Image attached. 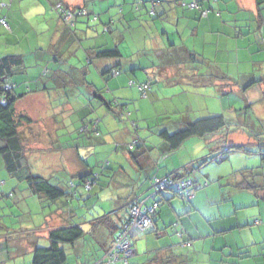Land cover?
I'll use <instances>...</instances> for the list:
<instances>
[{
  "label": "crops",
  "instance_id": "0c3cea01",
  "mask_svg": "<svg viewBox=\"0 0 264 264\" xmlns=\"http://www.w3.org/2000/svg\"><path fill=\"white\" fill-rule=\"evenodd\" d=\"M56 1L66 4L67 2L71 3L78 0H0V4L5 3L8 5V7L0 5V17L4 16L6 18L10 29L6 31L0 28V53L2 55H21L22 57V66L18 68L12 80L17 83L28 82L31 89L33 86L38 87V84L40 86V78L36 77H39L41 71L44 70L40 67V64H44L43 61L45 60V65L52 68L54 72L53 76L50 77L51 80L56 86L62 87L59 88L58 92L54 91V93L50 92L52 89L47 86L52 84V82L47 83L46 86L43 84V90L38 87L40 89V92L37 90L39 93L33 94L32 91L19 97L15 102L14 109L18 114H21L22 111L26 112L25 115L33 121L31 124L21 127V129L26 128V132L29 135L30 152L28 153V159H33L35 162L40 160L41 157L48 155L50 156L47 159L48 162L58 163L56 166L52 164L53 166L49 169V172H44L43 174L49 177L53 184L58 182L60 184L62 181L67 180L65 178L69 176L97 172L96 168L92 167L88 161L93 155L95 156L96 148L93 149L88 144L84 145L82 141H78L77 146L71 144L75 140V138H72L73 134L71 133L72 129L74 130L73 125L79 121L83 122V119L79 120V118L75 120L76 122H72L74 120L72 117L77 115L78 112L80 115L90 113L97 115L103 109L101 111L103 113L101 120H105L104 125L106 127H101V135L103 136L100 135L102 137L101 142L97 143V145H117L115 151L111 154L113 168L117 164L121 165L124 162L125 164L127 163L126 169H130H127L128 174L121 171L115 172L114 175L107 168L104 169L107 171V175H110L109 180L106 179V182L109 181V188L115 189L109 197L113 199L110 203L113 206L111 210L122 207L121 205L130 197L142 195L149 187L147 183L152 176H161L181 169L184 165L213 152L214 148L207 147L202 155L194 156L192 154L193 151L182 155L184 144L174 151H169L165 147L166 145H160L156 149L150 148L152 147L150 145L147 149L141 150V155L138 150L135 151V154H133L135 158H131L125 150L126 144L121 143L122 147L120 149V144L117 142L130 139L131 132L128 125L116 122L117 120L113 117L111 108H108L102 100H99L101 103L98 98L94 97L95 89H100L97 96L100 95L107 102L117 100L120 104L122 103L121 101H126L129 97L134 98L138 93L137 90L126 86V81L129 78L135 77L141 81L146 80L152 74L156 82L154 80L155 85H152L148 97L145 98L147 100L142 101L143 105L148 111V108L152 110L158 109L159 100L161 99L166 101H184L185 104H180L179 107L183 113L182 119L173 121L183 125L193 119V115L191 116L190 113L193 107L188 101L198 100L201 97L205 100L215 99L222 107L221 109L226 110L227 107L225 106L227 105L224 106L226 98L223 97L226 93L237 92L240 94L243 89L256 88L259 93L264 94V88L258 89L260 83L264 82V3L261 7H258L255 0L209 1L210 8L219 10L220 16H216L211 12L208 16H205L206 14L201 16L198 10L190 7L181 9L171 3H167L157 9V13L162 14L165 19L160 21L162 24L160 30L153 27L155 30L154 34L148 32L149 25L143 22V19H147L143 12L131 14L132 8H130V4H132V0H121L119 4L117 2L120 0H81L74 7L84 6L91 12L99 9L102 14L105 13L99 16L101 22L115 21L118 11L113 8L122 6L124 14L120 15L122 19L129 21L140 20V22H135L132 25L139 28L143 26L144 29L148 30H144L142 34L144 46L141 43L140 48L137 50L133 48V52L130 55L125 54L127 56L123 55L121 60L116 61L109 58L94 59L89 63L87 58L93 47L101 45L111 47L113 40L120 38L119 41H121L123 36L121 37L120 35L122 34H113L112 37L101 35L99 30L87 29L89 25L85 23L83 18L70 31L62 23L58 15L50 9L51 4ZM116 3L118 5H115ZM90 5L91 8H88ZM33 47H36L37 53L32 60L29 56L32 54ZM79 50L84 52V56L86 55V59L83 62L85 64L81 66L80 63L70 62L66 59L74 52L76 54ZM139 51L153 53L155 60L159 62V69L157 70L153 63H149L147 59L148 52L143 54L142 62L133 60L131 56L136 55ZM192 54H195L198 60L205 59L204 62L200 63L197 59L196 61H194L195 59L191 61ZM230 64L235 67L232 72L229 71ZM116 65L121 66L126 73L109 76V78L106 77L104 71L109 69V67H116ZM200 68L203 71H199ZM181 74H184V76ZM92 75L95 78L89 80L88 78L92 77ZM93 81L97 88L90 85ZM78 82L82 86L81 92L73 87ZM209 87H213V91L209 90ZM17 92H24L23 84L17 88ZM49 94L50 99H52L50 101L51 104L47 103V97L45 96ZM197 95L200 97L198 98ZM204 99L202 101H205ZM45 104H48V106L45 107ZM139 104L136 107L133 106L131 111L135 112L136 108L141 110ZM206 105L213 109L209 103L205 104L204 109L206 111L201 112L202 116L217 114L209 110ZM50 109L53 115L49 114ZM176 109L178 110V108ZM45 113L47 114L45 117H50L47 122L49 127L41 122L42 118L40 116ZM54 113L59 115V119H55ZM135 115L137 116L136 112ZM153 115H143V122L149 118L150 120L155 119ZM67 120L70 121L73 127L71 126V128L65 130ZM141 124H143L142 121H140ZM167 125V123H162L161 128H165ZM169 127L175 128L178 126L172 124ZM58 131H64V134H62L63 138L57 135ZM103 132L104 134H102ZM43 143H45V146L47 145L48 151L45 150L46 152L42 153L40 150L43 148ZM50 149L52 150L50 151ZM52 153L53 157H51ZM112 163L110 162V165ZM31 167L32 165L30 164ZM57 172H62L63 174L56 176L55 173ZM233 172L234 170L230 174V182L232 183L230 187L222 189V184L219 186V192L222 193L223 199L215 203L221 204L215 209L212 207L207 212L205 206V204L207 205L205 201L210 196L213 187L206 186L207 188L193 196L191 212H202L205 214L206 219L204 220V232L199 231L193 224L192 219H190L188 225L184 224V231L192 241V246L189 247V250L180 252L175 247L171 249L170 246L175 245V242H177L176 237H170L168 244L162 243L159 245L157 237V239H154L151 236L144 235L142 244L133 245L134 253L131 257H134L130 264H177L175 261L181 264H189L193 259L195 261L198 259L208 261V264H212L211 262L227 264L230 261H234L235 258L232 255L237 250L235 251V248L230 246L231 243L228 241L226 234L233 230H240L241 228L238 227L243 224L239 220L237 212V209L242 207L237 206L233 201L237 190L235 184L240 177L238 174L234 175ZM195 174V183L200 180L201 185L199 187L205 186L202 182L204 175ZM102 177L103 174L101 179ZM221 177L222 175L219 174V178ZM258 178L256 175L254 179L257 185L262 182ZM262 180H264V177H262ZM8 182H5L4 185L7 186ZM224 190L229 191L228 198H225ZM99 195L106 196L104 193ZM167 196L168 200L165 202H168L170 197L169 195H163L164 198H167ZM200 198H202V201ZM212 203L208 205H215ZM165 210L163 209L162 212L164 213ZM119 212L122 215L123 210L121 209ZM186 212H190V210L187 209L181 214ZM56 213L60 217L59 221L61 222L58 223V221L52 223V225L51 219H54L55 215L48 217V223L43 226L46 231L44 234L38 235L39 237L33 231L20 234L11 232L7 236H2L3 232L0 226V262L2 264H29L28 260L31 258L34 243L37 242L39 244L40 240H46L48 228L63 224L62 220L66 214L61 213L59 210ZM158 225L157 227H159ZM162 231L165 234L167 232L166 229H162L159 231V235ZM173 233H175L174 230ZM110 235L108 230L101 227L99 231L94 233V238L97 242L90 238L95 245L87 250H84L86 249V239L77 242L72 247V253L75 259H78L76 264H83L101 256L111 240ZM225 236L226 239L223 241V245L221 243L216 244L219 238H224ZM24 239L26 240L25 244H27L25 247L22 245ZM30 239H32V242H30ZM168 245L169 247L166 248L165 246ZM139 251L140 255H138ZM175 251L178 252L177 255H175ZM89 253H91L90 256ZM85 254H87V257L84 256ZM25 255V260H18ZM83 256L85 257L84 260H82ZM16 261H19V263H16Z\"/></svg>",
  "mask_w": 264,
  "mask_h": 264
},
{
  "label": "trees",
  "instance_id": "16d2710c",
  "mask_svg": "<svg viewBox=\"0 0 264 264\" xmlns=\"http://www.w3.org/2000/svg\"><path fill=\"white\" fill-rule=\"evenodd\" d=\"M185 1V0H132V4H130L131 14L134 15L137 13V11H143V15L149 18L152 22V20L161 21L165 19L162 14H158L156 11V6L159 5L163 6L164 4L171 3L174 6H178L181 9H188L189 7L198 10L200 15L203 16L205 11V16H208L209 13H213L216 16H220V11L217 9H211L209 1L211 0H193L196 2V7H191L190 4L193 2ZM60 2L63 8L69 9V7L66 4H63ZM56 2H53L50 6V9H52V5ZM147 2L150 3L147 5ZM256 5L258 7H261L264 3V0H255ZM84 8L86 9L87 13L84 14H76L73 19L70 22H64L62 18L58 15V13H55L58 15L59 19L62 21L64 25L71 31L74 29L75 25L80 21V19H85V23L88 24V29H93L96 31V28H94V24L90 22H95L99 20V15L95 12L89 11L84 6H78L74 9L75 11L77 9ZM120 15L123 14L122 6H120V9L118 11ZM138 16V15H136ZM4 17V16H2ZM118 20H122V17L119 16ZM7 21V20H6ZM129 21V20H128ZM8 23V22H7ZM115 21H109L106 23H103L101 29L99 32L101 35H106L108 37H112L113 34L118 35L120 32L114 31V25ZM9 25V24H8ZM1 29H4L8 31L9 28H4L0 26ZM87 33V32H86ZM121 37L123 35H120ZM170 40L172 38L169 37ZM120 38L113 40V44L111 47L106 46H99V47H93L91 49V53L89 54L87 61L90 63L91 60L94 59H113V60H121L123 58V55H125L124 52L121 51L119 48ZM166 40V39H165ZM111 42V41H110ZM166 42V41H164ZM100 43V42H99ZM105 47V48H104ZM122 52V53H121ZM128 55V54H127ZM125 55V56H127ZM130 57V56H129ZM195 59V60H194ZM197 57L195 54L191 55V61H196ZM205 59H197L198 62H204ZM22 66V57L21 55H15V54H7L0 56V158L2 160V168L6 171V179H0V200L3 198V196L10 197L12 203H14L18 208H23V206L26 207V202L24 199H20L17 196L18 192H21L26 197H36L38 198V202L42 203L43 206H49L52 207L53 204L55 206L54 209L50 210V213L47 214V218L50 217L52 213L59 210L61 213L66 214L64 216V219L62 220L63 224H59L56 226H53L51 228L47 229V237H46V244L40 245L37 242L34 243L33 249L31 252V258L28 260L29 264H65L67 261V249L70 248L72 250V247L74 245L81 241L82 239H86V241L91 240L90 238L94 237V233L99 231L101 227H104L106 230L110 232L111 240L109 244L107 245L104 253L93 259L92 261L83 263V264H107L109 261V257L106 255L108 250L113 245V242L121 230V228L126 227L131 219H132V212L131 210L138 206L140 203H142L141 208L146 209L145 214L151 219L152 224H150L148 227L143 229V231L138 232L131 238V249L134 250V246L132 245V241L134 238L143 236L149 232L154 233L157 238L159 237V231L162 230V228L157 227V214L159 212L160 205L168 200L167 198H164L161 196L160 199L156 200L157 194H161L163 191H170L171 196L170 198L177 196L181 199H187L190 201L193 197L192 189L195 183L194 180V174L199 170L201 166L206 164L207 162H222L225 159V154L229 152V149H225L222 152H218L216 155H210L213 152L207 154L204 157H201L199 159H196L192 161L190 164L184 165L181 169L174 170L170 173L163 174L161 176H152L149 180V187L147 190L140 196H133L128 199L121 205L122 207H117L114 210H111L113 208L112 204L110 205L111 201L113 199L109 198L107 196L108 194L105 193L103 190L99 192L93 193V188L100 182L101 179V170L111 167L110 161L106 160L103 162V166L101 167L100 171L97 172H90L84 175L78 174L74 176L76 180H78V183L75 182L76 180L69 179L64 180L65 188L60 186L59 182L53 184L49 177H46L40 173H36L35 171L32 172L30 168V163H28V153L30 152L29 148V135L26 132V129L22 128V126H27L31 124L33 121L27 116L23 114L16 113L14 109L15 102L19 97H21L24 93H30L33 91L30 88L28 82L24 83H17L12 80L13 75L17 72L18 68ZM144 72L145 69H143ZM106 77L109 78V76H117L121 73H126L125 70L122 69L121 66L116 65V67H109L106 71ZM48 74V70H42L39 77L44 78ZM184 76V74H181ZM190 75V74H189ZM40 78V79H41ZM95 76H90L88 79H94ZM156 79L150 78L149 76L146 78V80H137L135 77H131L126 81V86L130 89H135L138 91L139 95L142 99H145L148 97L149 92L152 89L153 81ZM154 82V83H155ZM94 81L90 84L96 87L95 84H93ZM24 86V92L18 93L17 88L22 85ZM145 86V88L143 87ZM246 87V86H245ZM97 88V87H96ZM243 89V88H242ZM100 89H95L94 97L98 98L99 100H102L108 108H111L113 117L119 121L118 123H122V120L125 118H128L131 121L132 126L127 124L130 132L131 137L128 140L125 146V150L128 153V156L131 158H135L133 154H135V151H139V154L141 155V150L147 149L148 146L151 144L148 140V135H146V132L144 131V135H140L139 129L141 127L137 126L139 125L137 122L138 118L135 115V112L130 110L129 103H118L117 100H113L111 102H107L105 99L100 97L99 94ZM229 93H226L228 95ZM132 100V99H131ZM3 102V103H2ZM101 102V101H99ZM102 103V102H101ZM180 107V105H179ZM133 116V117H132ZM100 119L97 118H91L89 121V124H86L84 121L76 128V132H79V137L75 138V140L72 141L71 144L74 146H77V144L82 141L84 145L88 146H96V143H93V137H100L101 135V124ZM230 122L227 121L225 116L222 113L217 114H211L208 116H201L199 118H195L194 120L190 121L189 123L185 124L183 128H180L174 132H169L166 128H159L157 131V136L159 139L163 141V143H160L161 145H166L165 147L169 151H174L180 148L184 142H186L188 139L192 137H198V138H205L208 135H212L214 133H218V131L224 129L225 127L229 126ZM83 137V138H82ZM79 141V142H78ZM88 141V142H87ZM86 143V144H85ZM158 146V147H159ZM157 147V148H158ZM153 148V147H150ZM48 151V148L41 149L40 152H46ZM52 149H50L51 151ZM217 150H220L217 149ZM246 152H250L249 150H245ZM221 154L220 159H215L217 155ZM112 163V162H111ZM113 166V163H112ZM127 163L124 162L121 163V165H116L111 173L114 175L115 172H121L128 174V171L126 169ZM262 168H264V155L262 154ZM126 169V170H125ZM260 171H258L259 173ZM62 173V172H61ZM253 174L252 170L249 169H238L237 171H234L233 174H238L240 177L239 181L235 184V188L237 190L242 191H250L253 193H256L260 188L255 181L254 177L258 174ZM61 175L60 173H55V175ZM261 175H264V172L261 173ZM258 176V175H257ZM8 182L7 186L5 187V182ZM15 181H17L16 184ZM67 181V182H66ZM158 181H163L164 183H167L169 181H179L177 185H170L168 188L162 189L159 192H155L154 185ZM189 183V185L185 186L184 189H178L181 187L182 183ZM208 184L207 181L203 183V185L206 186ZM21 185V186H20ZM79 187L82 188V190L79 189ZM119 188V187H118ZM20 190V191H19ZM113 192L115 191L112 188ZM106 194V196L99 195ZM112 192V193H113ZM155 192V194H154ZM85 194H88L87 197H85ZM154 194L152 197L151 195ZM95 196L97 198H104V203L108 201L110 210L109 212H103V215L98 216H92L91 218H86V216L82 217L83 214H79L77 211L78 208H81V204L84 203V205L90 203L84 202L88 198L95 199ZM74 198L77 201V210L75 211V208L73 209L70 205L72 204ZM63 199V200H62ZM125 199V198H123ZM24 200V201H23ZM61 200V201H59ZM99 201V200H98ZM153 202L157 203L156 207L152 212H148V208L153 204ZM69 205V206H68ZM8 208L12 207L11 204H6ZM3 204L0 207V217L3 216ZM123 210L122 215L120 214L119 210ZM104 211V210H103ZM2 220V219H1ZM66 220V221H65ZM44 224V223H43ZM37 226L36 228L22 230L23 226L16 227V224L10 223L6 224L3 222L0 224L2 228V236H7L9 233H27L29 231H35L37 228L43 227L44 225ZM254 224H261L260 220H255ZM248 224H243L239 226L238 228H243L244 226H247ZM169 226L172 227V229L175 232V236L179 239H177V243L180 244L182 248H188L192 246V241L188 236L186 235V232L184 229L179 227L178 223H171ZM0 228V229H1ZM180 229V230H179ZM38 239V238H36ZM6 240V239H5ZM7 242V241H6ZM86 244V243H85ZM69 246V247H68ZM166 248L169 247L165 246ZM164 248V247H163ZM116 251L120 254V257L122 255V252L119 248H115ZM237 250V251H236ZM241 250V251H239ZM236 253L232 255L234 257V261H230L227 264H238V258L243 255V257H251L249 255V251L243 250V248H236ZM132 256V255H131ZM131 256L127 257V264H130V258ZM104 257V258H103ZM0 264H2L0 262ZM110 264H123V261L118 260L115 261V263Z\"/></svg>",
  "mask_w": 264,
  "mask_h": 264
},
{
  "label": "rangeland",
  "instance_id": "374dc122",
  "mask_svg": "<svg viewBox=\"0 0 264 264\" xmlns=\"http://www.w3.org/2000/svg\"><path fill=\"white\" fill-rule=\"evenodd\" d=\"M81 2V0H78L76 2H67L66 5L69 8H73L74 6L78 5ZM121 2V0L119 2H117L118 4ZM115 5H118V4ZM150 3L147 2V5H149ZM122 5V4H120ZM151 5V4H150ZM75 8V7H74ZM91 8V5L88 7ZM159 5L156 6V11L157 9H159ZM114 10L119 11L120 6H116L113 8ZM106 11V9H105ZM144 11V9H143ZM143 11H137L138 13L143 12ZM96 14H98L99 16H102L104 14L101 13V11L99 9H96ZM120 16V13H117V15L115 16L116 18H118ZM115 18V27H114V31L116 32H120L123 35V38L121 39L119 44V48L121 49L122 52H124L125 54L130 55L133 51L132 49L135 48V50H137L138 48H140L141 43L143 44L144 38H143V32L144 30H147L146 28L144 29L143 26L142 27H135L134 24L135 22H140V20H132V21H128L126 19H122L121 22L120 20ZM80 22V21H78ZM143 22H146L149 25V31L150 33H154L155 30L153 29H161V22L156 20H151L149 18L147 19H143ZM91 24H94V28H97L96 31L100 30L103 25L104 22H101L100 19L98 21L95 22H90ZM160 27V28H158ZM88 29V28H87ZM10 29H8L9 31ZM155 34V33H154ZM144 46V44H143ZM143 48V47H142ZM197 48H199V46H197ZM36 47L32 48V54L29 56L30 59H34L36 56L37 51L35 50ZM145 49V48H144ZM145 52L148 51H139L136 53V55H132L131 58L133 60H138V62H142L143 61V54ZM2 54L0 53V56ZM67 60H69L70 62H76V63H80L81 65H84L85 63H83L86 59V55L84 56V52H82L81 50L77 51L76 54L75 52L70 56L66 58ZM80 59V60H79ZM147 59L149 60V63H153L155 65V68L158 70L159 69V62H157L154 58V54L153 53H149L147 55ZM44 64H40V67H42L44 70L47 69L48 70V75L44 78L41 77H36V78H41L40 81V86L38 84V87L40 89L43 88V84H46L52 82V84L47 85L49 87H51V91L50 92H58L60 89L62 88L60 86H56L55 83L51 80V76H53L54 72L52 71V68L47 67L45 64V60L43 61ZM233 70H235V67L233 64L229 65V71L232 72ZM199 71H203L202 68L199 69ZM150 78H153L152 74L149 75ZM80 80V79H78ZM90 80V79H89ZM88 80V81H89ZM153 81V80H152ZM155 85L154 81H153V86ZM33 86V85H32ZM62 86V85H61ZM34 87V86H33ZM38 87H34L33 88V94L34 93H39L40 89H38ZM73 87H75L78 91L81 92V88L82 86L80 85V82L76 83ZM260 88H264V82L260 83V87L258 88L260 90ZM134 89V88H133ZM205 89V88H204ZM39 92H38V91ZM43 90V89H42ZM209 90L213 91V87H209ZM246 91V92H245ZM54 92V93H55ZM47 97V103L49 104L50 101H52V99H50V94L49 95H45ZM198 96V95H197ZM200 96H198L199 98ZM223 97L226 98L225 101V107H227L226 110H222L220 104H218L217 100L215 99H211V100H205L203 97L199 98L198 100H191L188 101L191 106L193 107V110L191 113L192 116V120H194V118H199L201 117V112L206 111L204 109L205 104L209 103L211 107H213V109H210L208 105H206V107L209 110H212L215 113H222L225 118L227 119V121L230 122L229 126L225 127L224 129L218 131V133H214L212 135H208L205 138H198V137H192L190 139H188L186 142H184V150H183V154L185 155V153H188L190 151H193L192 154L194 156H198V155H202L203 151L209 147V148H214V151L212 154L210 155H216L217 151L218 152H222L225 149H229V152L225 154V159L222 162H207L206 164H204L203 166H201L199 168V170L196 172L197 174H202L204 175V179H203V183L204 181L208 182V185H206L207 187L211 186L213 187L211 189V194L208 197V199L205 201L207 202L206 206V211H210L212 209V207L215 209V207L221 205V204H215L217 202H219V200H222V193L219 192L220 190V185L222 184V189L226 188L228 189L230 187V184H232L230 182V174L231 171H237L238 169H249L253 171V174L255 175V173H258V171H260L257 175H258V180L262 181L260 182V184H258V186L260 187H264V180H262V177H264V175H261V173L264 172V168H262V154L264 155V94L259 93V91L256 88H247V89H243V92L238 94L237 92H231L228 95H224ZM132 99V100H131ZM202 99H204L205 101H202ZM144 100L147 99H142L141 96L139 95V93H137V95L134 98L129 97L128 100L126 101H121V102H125V103H129L130 105V110L132 109V107H136V105L138 103H140V107L141 110L137 109L135 110V112L137 113V118H138V122H139V127H141L139 129V133L140 135L142 134V136L144 135V131L146 132V135H148V140L149 143L151 144V146L153 147V149H156L160 143H163V141L161 139H159V137L157 136V131L159 128H161V124L162 123H167L168 125L165 127L169 132H174L180 128H183V124H178V123H174L173 121L182 119L183 117V113L181 112V110L179 109V105L182 104L184 105L185 102L184 101H166V100H159V106L158 109L156 110H152L150 108H147L143 105ZM224 101V100H223ZM48 104H45L44 106L47 107ZM51 104V103H50ZM202 105V106H201ZM201 106V107H200ZM178 108V110L176 109ZM220 110V111H218ZM101 111H103V109H101ZM98 112L99 114L97 115H92V113L90 114H86V115H80L79 112L77 113V117L73 116L72 122H76L75 120H77L79 118V120H82L86 123L89 124V121L91 118L93 117H98L100 119V124L101 126H105V120L102 121L101 120V116H103V113ZM21 114L25 115L26 112H21ZM49 114L53 115V112L51 111V109L49 110ZM152 114H154L153 116H155V119L150 120L147 119L145 122H143V115L144 116H151ZM38 116V115H37ZM47 116V114L45 113L44 115H41L40 117L42 118L41 122L42 124H45L47 127H49V125H47V122L49 121L50 117H45ZM195 116V117H194ZM54 117L55 119H59V115L54 113ZM133 117V116H132ZM44 118V121H43ZM118 120V119H117ZM110 121V120H108ZM140 121H142L143 124L140 125ZM119 122V121H116ZM127 123L128 125L132 126L131 121L128 118H125L122 120V123L120 122V124L123 125V123ZM81 123V121H79L78 123L74 124L73 126L70 124V121L67 120V122L65 123V130H68L69 128H71V126L74 128V130L72 129V134L73 137L72 138H77L79 137V132H76V128L77 126ZM172 124H176V126L178 127H169ZM180 125V126H179ZM25 126V125H24ZM148 126V127H147ZM26 129V128H24ZM52 131H54L53 129H51ZM160 130V129H159ZM62 134H64V131H58L57 135L58 136H62ZM67 134V133H66ZM104 134V132L102 133ZM103 136V135H101ZM93 137V143H96V146L93 147L96 148V152H95V156L93 155L90 159H88L89 164L96 168V171H100L101 167L103 166V162H105L107 159L112 162V157L111 154H113V152L115 151L116 146L109 145V144H105V145H97V143L101 142V138L102 137ZM83 138V137H82ZM120 145V149L122 147V144L125 145V143L128 142L127 141H117ZM122 143V144H121ZM43 148L42 149H46L45 143L42 144ZM45 146V147H44ZM192 146V148H191ZM220 150H217L219 149ZM245 150H249L250 152H246ZM121 152V151H120ZM53 153L51 154V157H53ZM50 156L45 155L43 157L40 158V160H36L34 162L33 159H28V163H30L32 165V172H39L40 174H44V172H49V169L53 166V165H58V163L55 162H48L47 159H49ZM56 160V158H55ZM98 162V163H97ZM55 163V164H54ZM53 164V165H52ZM2 160L0 158V179H6V171L4 168H2ZM113 166L111 165L110 168H108L109 172H111L113 170L112 168ZM128 170H130L129 168H127ZM63 174V173H60ZM103 174V178L102 180H100V182L93 188V193H97L101 190H103L105 193L107 194H111L113 192L112 187L109 188L108 186V182H106V179L109 180L110 175H107V171L106 170H101V175ZM219 174L222 175L221 178H219ZM196 175V174H195ZM262 176V177H261ZM75 178L74 176H69L66 177L65 179H67V181L69 180L68 178ZM113 177V176H112ZM256 178V176L254 177ZM72 179V180H73ZM76 180V179H74ZM146 180V179H145ZM66 181V182H67ZM142 181H144V179H142ZM148 181V180H147ZM10 182V181H9ZM17 181H15L16 183ZM75 182L78 183V180H76ZM19 185V183H16ZM149 184V182L147 183ZM201 181L199 180L197 183L194 184L193 189H192V194L193 196H195V194L203 191L205 188H207L206 186H201ZM60 186H62L63 188H65V184L64 181H62V183L60 184ZM149 186V185H148ZM6 187V186H5ZM8 187V186H7ZM80 190H82L81 187H79ZM115 190V189H114ZM20 191V190H19ZM225 191V198H228L229 196V191L228 190H224ZM103 192V193H104ZM236 194L233 197V201L234 203L242 208L237 209L238 212V218L239 220L242 222V224H248L247 226H244L243 228H241L240 230H233L229 233L226 234L228 241L231 243L230 246L235 248L236 247H240L243 248V250H247L249 251V255L251 256L249 257H243V255H241L240 258H238V264H264V188L259 189L256 193L250 192V191H242V190H236L235 191ZM23 193L18 192L17 196L20 199H24L26 202V207L23 206V208H18L14 203H12L11 198L10 197H6L3 196V198L0 200V207L3 204L4 208H3V216L0 217V224H2L3 222H5L7 225L10 223H15L16 227L19 226H23L22 230H27V229H32V228H36L37 226H41L43 223V225L45 226L48 222H46V216L47 214L50 213V210L54 209L53 206H55L53 204L52 207L49 206H43L42 203L38 202V198L36 197H26L25 195L22 196ZM163 195H169V197L171 196V192L170 191H163L161 194H157L156 196V200L160 199L161 196ZM88 194H85V197H87ZM105 196V195H104ZM154 196V195H153ZM152 196V197H153ZM193 198V197H192ZM23 200V201H24ZM63 200V199H62ZM76 199L74 198L71 207L74 209L75 211L77 210V201H75ZM99 200V201H98ZM200 200L202 201V198H200ZM61 201V200H59ZM90 202L86 205H84V203L81 204V208H78V212L79 214H83L82 217L86 216V218H91L92 216H98V215H103V212H109L108 210H110L109 207V203L108 201H106L104 203V198H97L95 196V199L92 198H88L86 199L84 202ZM193 200L191 199L190 201H188L187 199H181L177 196H174L172 198L169 199L168 202H163L160 207H159V212L157 214V224H159L158 226L162 229H166V234L164 231L160 232V235L158 237V239L156 238L155 234L152 232H149L145 235L147 236H151L154 239H157L159 242V245L162 243H169V238L170 237H176L175 233H173V229L171 226H168V224L170 223H178V225H180L179 227H181L182 229H184V224L188 225V223L190 222V219H192L193 224L199 229L200 232H204V220L206 219L205 214L202 212H191V204H192ZM213 202L212 204H215L213 206H209L208 204ZM229 203V202H228ZM6 204H11L12 207L8 208L6 206ZM69 206V205H68ZM188 207V208H187ZM163 209H166L165 212L163 213ZM189 209L190 212H186L184 214L183 213L185 210ZM104 210V211H103ZM181 214V215H180ZM1 215V213H0ZM55 215L54 219H51V224L58 222L60 219V217L57 216L56 211L54 213H52L50 215L53 216ZM58 218V219H57ZM2 219V220H1ZM260 220L261 224H254L255 220ZM61 221H59L58 223H60ZM53 225V224H52ZM180 230V229H179ZM45 227H40L39 229L37 228L35 231H33L37 236L38 235H42L45 233ZM1 232V229H0ZM1 234V233H0ZM25 235V234H24ZM144 236V235H143ZM143 236H139L133 239L132 241V245H140L143 243L144 238H142ZM226 236L224 238H219V240L216 241V244L221 243V245H223V241H225ZM39 237V236H38ZM25 239L27 238L24 236ZM24 239L22 245L25 247L27 246L26 240ZM41 239V238H40ZM93 239L95 240V238L93 237ZM176 239H178L176 237ZM179 240V239H178ZM47 240H40V245H45ZM96 241V240H95ZM30 242H32V239H30ZM28 241V243H30ZM97 242V241H96ZM95 243H93L91 240L88 239V241L86 242V249H90L91 246H94ZM21 246V243H20ZM143 246V245H142ZM69 247V246H68ZM97 247V245H96ZM171 249L172 247H175V249H178L180 252L181 251H187L190 248H182L180 246L179 243L175 242V245L170 246ZM234 249V250H235ZM178 252L175 251V255H177ZM91 255V253H89V256ZM138 255H140V251L138 253ZM137 255V256H138ZM85 257H87V254L84 255ZM82 257L84 260L85 257ZM67 263L65 264H76V262L78 261V259H75L74 254L72 253V250L70 248L67 249ZM134 257V256H133ZM131 257L129 260L130 262H132V258ZM26 259V255L22 256L21 258H19V261H23ZM145 260V259H144ZM19 261H16V263H19ZM177 264H181L178 261H175ZM209 262L207 261H201V260H197L195 261L194 259L189 262V264H208ZM212 264H216L214 262H211ZM155 264V263H153Z\"/></svg>",
  "mask_w": 264,
  "mask_h": 264
},
{
  "label": "built area",
  "instance_id": "2783aa9c",
  "mask_svg": "<svg viewBox=\"0 0 264 264\" xmlns=\"http://www.w3.org/2000/svg\"><path fill=\"white\" fill-rule=\"evenodd\" d=\"M1 6H6L8 7L7 4L5 3H1ZM191 7H196V2L193 1L190 4ZM52 9L58 13V15L62 18V20L64 22H70L73 17L77 14H86L87 11L84 8H80L77 9L76 11L74 9H66L63 8V6L61 5L60 2H56L52 5ZM205 14V11H204ZM0 26L4 27V28H9V25L6 21L5 17H0ZM145 88V86H143ZM3 103V102H2ZM222 156L221 154L217 155V157L215 159H220ZM179 181H174V182H167L164 183L163 181H158L154 187H155V192H159L162 189L168 188L170 185H177ZM182 185L180 188L178 189H184L185 186L189 185V183H184L181 182ZM154 192V194H155ZM154 194H152L151 196H153ZM142 203H140L138 206L134 207L131 212H132V219L130 221V223L124 227L121 228V230L119 231V233L117 234L113 245L111 246V248L108 250L107 252V256L110 258L109 261L107 262V264L110 263H115V261L121 260L123 261V264H127V260L126 258L131 256L134 253V250L131 249V238L137 234L138 232L143 231V229H145L146 227H148L150 224H152L151 219L147 216V214H145V210L146 209H142L141 208ZM157 203L153 202V204L148 208V212H152L154 210V208L156 207ZM115 248H119L120 251L122 252V255L120 257V254L116 251ZM104 258V257H103ZM96 264V263H93Z\"/></svg>",
  "mask_w": 264,
  "mask_h": 264
}]
</instances>
